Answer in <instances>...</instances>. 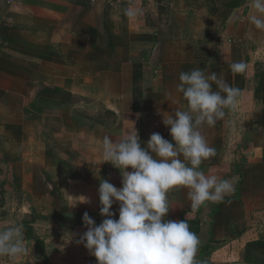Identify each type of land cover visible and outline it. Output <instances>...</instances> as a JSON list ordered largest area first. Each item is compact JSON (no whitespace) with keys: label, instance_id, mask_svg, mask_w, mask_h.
<instances>
[{"label":"crops","instance_id":"0c3cea01","mask_svg":"<svg viewBox=\"0 0 264 264\" xmlns=\"http://www.w3.org/2000/svg\"><path fill=\"white\" fill-rule=\"evenodd\" d=\"M251 14L252 0H0V163L18 190L39 198L48 181L67 200L53 215L81 232L84 213L101 224V180L122 187L120 170L103 160V138L136 131L143 147L159 133L176 147L163 119L187 110L180 73L215 72L241 96L235 110L202 127L215 155L201 168L235 177V190L193 210L188 190L176 189L167 219H185L190 229L200 221L197 260L247 264L246 245L264 240V31ZM241 61L246 71L234 74L230 65ZM45 89L57 91L41 96ZM112 211L118 220V203Z\"/></svg>","mask_w":264,"mask_h":264},{"label":"clouds","instance_id":"9594fccd","mask_svg":"<svg viewBox=\"0 0 264 264\" xmlns=\"http://www.w3.org/2000/svg\"><path fill=\"white\" fill-rule=\"evenodd\" d=\"M250 22L264 31V0H252ZM128 15H132L129 10ZM234 74L244 73L247 65L234 62ZM177 90L187 102V110L176 109L164 116L176 147L161 134L153 133L142 147L138 133H129L115 142L110 136L102 141L103 160L119 169L122 187L101 180L99 187L101 224L84 213L87 231L82 243L98 264H201L197 252L201 241L185 221L167 219L171 207L169 194L187 189L193 210L209 203H222L235 190V180L206 174L201 165L215 155L201 134L203 126H214L235 110L239 88L228 85L217 73L201 69L181 72ZM213 83L218 90H213ZM131 168L130 172L128 169ZM80 202H85L80 198ZM119 204V219H114L113 204ZM23 226L0 229V257L12 264L27 254Z\"/></svg>","mask_w":264,"mask_h":264},{"label":"rangeland","instance_id":"374dc122","mask_svg":"<svg viewBox=\"0 0 264 264\" xmlns=\"http://www.w3.org/2000/svg\"><path fill=\"white\" fill-rule=\"evenodd\" d=\"M88 119L89 125L94 124L91 118ZM105 122L108 124L113 123L112 119H107ZM65 167L69 168L73 174L79 169L74 168L72 165H65ZM256 174L259 176L260 172L253 173V176ZM12 178L13 172L9 171V166L0 163V229L22 225L28 249L27 254L16 260L15 264H98L95 256L79 242L84 233L77 227H74L73 224L77 222H68L65 217L59 218L53 215L52 212L56 211L58 206L60 208L66 207L65 201L67 200L55 194L53 190H49V188L51 189L49 186L50 182L42 181L43 187H40L39 194L41 197L35 198L30 194L24 196L21 189L18 190L16 184H14L15 182H13ZM254 182L256 181L254 180ZM261 190H263L261 185L257 186L253 189V193L257 194ZM32 212L36 215V220L31 224L32 231L36 237L45 242L41 252L37 249L36 242L27 240L25 222ZM251 216H249V220L254 218V216ZM213 218L215 220L213 227L216 228L218 221L217 214ZM68 223L73 226H69ZM78 230L81 233H77ZM213 248L215 247L213 246ZM221 256L222 254H219V257L216 259L219 260ZM199 261L201 264L210 263L206 259H200ZM234 261L219 260L216 263L230 264L235 263ZM239 263L240 260L238 261ZM0 264H12V262L7 257H0Z\"/></svg>","mask_w":264,"mask_h":264},{"label":"trees","instance_id":"16d2710c","mask_svg":"<svg viewBox=\"0 0 264 264\" xmlns=\"http://www.w3.org/2000/svg\"><path fill=\"white\" fill-rule=\"evenodd\" d=\"M56 89H45L42 93L41 96H47L49 95L48 93H53L56 92ZM107 116H111L114 117L113 113H108ZM100 122V121H99ZM101 124L106 123L103 121L100 122ZM104 125V124H103ZM70 166V165H69ZM262 177L260 178V180L263 182L264 185V164L262 165ZM261 175V173H260ZM261 183V182H260ZM222 206V205H221ZM220 209L221 207H217L215 209V212L217 214H220ZM36 220V215L32 212L29 217L27 218L26 222H25V226L27 228V240L30 242H36L37 245V249L41 252V249L44 247L45 242L36 237L34 232L32 231V227L31 224ZM182 221L188 222L185 219H182ZM200 226V221L199 220H194L192 222V226H191V231H193L194 233L199 234V228ZM87 230L82 231L83 233H85ZM82 233V234H83ZM210 250H211V243L206 244L203 249L202 252L204 255H209L210 254ZM244 262L247 264H264V240H255V241H251L246 245L245 248V255H244Z\"/></svg>","mask_w":264,"mask_h":264},{"label":"built area","instance_id":"2783aa9c","mask_svg":"<svg viewBox=\"0 0 264 264\" xmlns=\"http://www.w3.org/2000/svg\"><path fill=\"white\" fill-rule=\"evenodd\" d=\"M2 45H3V41L0 39V50H1Z\"/></svg>","mask_w":264,"mask_h":264}]
</instances>
